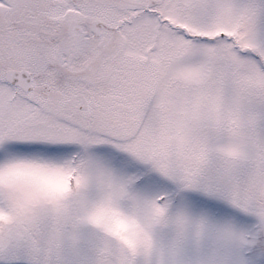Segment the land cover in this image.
<instances>
[{
  "label": "snow or ice",
  "instance_id": "6c2138e0",
  "mask_svg": "<svg viewBox=\"0 0 264 264\" xmlns=\"http://www.w3.org/2000/svg\"><path fill=\"white\" fill-rule=\"evenodd\" d=\"M0 264H264V0H0Z\"/></svg>",
  "mask_w": 264,
  "mask_h": 264
}]
</instances>
